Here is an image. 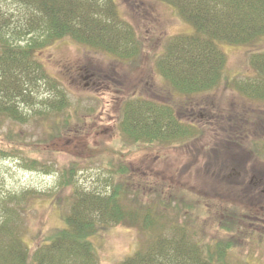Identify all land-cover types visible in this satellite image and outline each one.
Segmentation results:
<instances>
[{"label":"rangeland","instance_id":"obj_1","mask_svg":"<svg viewBox=\"0 0 264 264\" xmlns=\"http://www.w3.org/2000/svg\"><path fill=\"white\" fill-rule=\"evenodd\" d=\"M115 3L140 43L133 58L68 36L35 52V59L52 77L37 76L31 84L17 61L0 66V107L23 114L16 119L0 113V248H21L14 244L19 235L33 253L44 234L64 227V216L72 212L71 197L84 193L107 196L114 177L104 163L112 158L115 167L124 160L134 173L127 181L128 202L153 204L159 213L164 210L162 203L169 206L170 215L159 222L166 224L168 238H172L171 223L179 220L192 227L193 238L231 243L227 255L231 263L264 262V194L253 172L259 163L264 165L263 138L254 132V123H249L244 130L247 136H243V116L239 115L245 107H264V97L257 96V90L264 88V63L260 65L264 34L219 43L226 57L223 76L195 96L193 105L197 101L198 107L207 106L188 115L182 109L189 111L190 107L182 104L181 108L180 99H174L173 74L165 71L166 63L159 67L157 60L170 36L191 34L193 26L160 0ZM1 13L0 28L7 25L4 32L24 31L33 15L38 33L43 21L37 10L32 14L21 0H0V17ZM256 54H260L259 62ZM179 74L184 73L180 70ZM130 96H154L167 104L174 100L171 104L179 106L180 117L194 125L189 137L133 144L119 121ZM149 112H138L132 125L137 126ZM211 118L214 121L209 123ZM232 130L235 138H231ZM122 139L129 144L122 147ZM74 162L78 170L68 185L65 182ZM134 175L164 183L166 189L148 188L137 198L131 185ZM99 225L90 237L94 256L87 258L82 251H72L76 245L64 244L70 251L54 264H117L145 250L157 233V227L148 233L141 224L133 226L128 221L105 220ZM181 230H176L177 239H181ZM190 244L184 241L187 249L192 248ZM41 251L48 256L51 252Z\"/></svg>","mask_w":264,"mask_h":264},{"label":"trees","instance_id":"obj_2","mask_svg":"<svg viewBox=\"0 0 264 264\" xmlns=\"http://www.w3.org/2000/svg\"><path fill=\"white\" fill-rule=\"evenodd\" d=\"M21 1L25 3L27 10L32 11V14L37 10L43 21L38 33L34 30L33 15L29 20V27L27 25L24 31L18 29L4 32L1 30L7 26L6 23L1 26L0 66L3 67L4 62L13 64L17 61L21 65L18 67L19 71L30 78L31 84L36 81L34 77H52L43 63L35 59V52L53 41L56 42L68 36L86 40L90 44L100 46L126 59L133 58L139 51L140 43L135 30L132 24L122 16L115 0ZM160 1L176 11L194 28L191 34L179 33L170 36L165 43L164 50L160 53V64L159 59L157 60L159 67H161V62L166 63L165 71L172 73L176 78L171 77V82L175 83L174 99H180L181 108L183 105L185 108L190 107L189 111L182 109V113L184 110V113L190 115L198 107L197 101L193 105L195 96L205 93L223 76L226 57L219 43L222 40L235 43L240 39L248 40L252 36L257 37L264 34V0ZM15 6H20V3ZM262 54L264 56V52ZM257 55L255 57L259 62L260 54ZM263 63L264 61L260 60V65ZM1 67L0 69L3 70ZM180 70L184 73L183 75L179 74ZM124 102L119 121L123 130L127 131L128 138L135 145H151L163 138L166 140L176 137L185 139L189 137L192 126H194L180 117L177 104H171V102L167 104L154 96H130ZM204 107H198V109L203 110ZM5 110L7 109L0 107L2 114L16 119L23 118L20 111ZM146 110L150 112L146 117H140V123L137 126H133L134 119L140 116L138 112L143 114ZM201 114L205 116L204 112ZM211 119L209 123L214 121L213 118ZM121 141L122 147L129 144L124 139ZM262 149L264 154V140ZM109 154H107L108 157H110ZM34 162H38L37 159ZM117 163L119 164L115 167V161L112 158L104 163L110 174L112 173L111 178L114 177L110 185L111 192L107 196L84 193L82 196L78 194L71 197L72 212L64 216L63 228L48 235L44 234L42 239L36 243L33 253L30 252V246L28 247L18 235L14 244L16 245L17 242L21 248L17 246L0 248V264H54L58 261L60 263L64 253L70 251L66 247L69 244L76 245L72 251H77L78 254L82 251L83 256L91 258L95 251L90 237L97 233L99 224L104 223L105 220L122 223L128 221L133 226L141 224L142 229L148 233L155 231L157 227V233L151 238L145 250L137 251L117 264H234L227 259L231 243H225L216 238H205L204 240L193 238L195 232L192 227L182 224L179 220L171 223L172 238H168L167 230L164 228L166 224H159V222L166 220L170 215L166 211L169 206L162 203L164 210L159 213L160 211L153 204L143 201L133 205L128 202L130 187L127 181L134 173L129 163L124 160ZM71 166L70 177L68 181L66 178L67 182H65L68 185L73 182L78 163L74 162ZM62 171L64 176L68 175L66 170L62 169ZM131 185L137 198H141V193L146 192L148 188L157 189L158 192L166 189L164 183H154L149 178L144 179L138 175H134ZM189 204L185 205L191 207L192 205ZM223 227L227 226L223 225ZM227 228L231 230L230 227ZM177 229H182L179 235V237L182 235L181 239L176 237ZM184 241H190L192 248L187 249ZM46 249V252L51 251L48 253L49 256L41 251ZM241 264H264V262L246 260Z\"/></svg>","mask_w":264,"mask_h":264},{"label":"flooded vegetation","instance_id":"obj_3","mask_svg":"<svg viewBox=\"0 0 264 264\" xmlns=\"http://www.w3.org/2000/svg\"><path fill=\"white\" fill-rule=\"evenodd\" d=\"M257 91H258V93H257L258 97H264V88L263 89L260 88ZM239 115L243 116L241 124H244V126L242 127V130H241V134L243 136H247V133H245L244 130L247 131V127H248L249 123H252V124L254 123V125H253V126H255L254 132L259 134V135H262V138L264 140V107L254 108L253 110H250V108L245 107V108L240 110ZM252 117L255 119V121L252 120ZM229 119H231L230 116H229ZM231 132L233 133V136L231 138H235L236 132L233 130ZM248 152H251V151L249 150ZM259 165L260 166H255L253 169V172H255L254 178L256 180L255 181L252 180V182L254 181L256 186H258V188H260L259 192L264 194V165H262V163H259ZM233 170H235V169H233Z\"/></svg>","mask_w":264,"mask_h":264}]
</instances>
